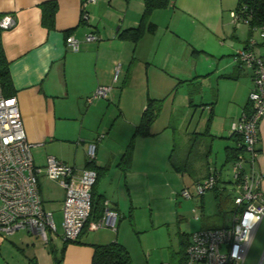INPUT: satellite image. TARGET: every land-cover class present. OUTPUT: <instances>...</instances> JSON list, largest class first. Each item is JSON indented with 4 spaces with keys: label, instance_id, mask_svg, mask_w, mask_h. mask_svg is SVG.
I'll return each instance as SVG.
<instances>
[{
    "label": "crops",
    "instance_id": "0c3cea01",
    "mask_svg": "<svg viewBox=\"0 0 264 264\" xmlns=\"http://www.w3.org/2000/svg\"><path fill=\"white\" fill-rule=\"evenodd\" d=\"M45 1L50 0H0V13H10L16 19L12 28L1 31V43L9 61L14 96L26 137L32 144L33 162L43 167L46 155H51L76 169L84 168L89 164L85 154L87 145L96 140V156L92 165L98 177L94 197L100 203L106 201L111 209L119 213V218L115 230L109 227L87 230L84 227L79 239L72 242L62 241L59 230L57 236L47 243L43 242L48 244L47 251L37 244L36 238L42 240L26 229H18L23 230L22 233H17L18 230L10 234L0 233V264H90L95 244L116 240L127 249L121 234L130 222L124 216L134 212V188L138 184V168L134 165L136 152L141 144L146 143V164L153 166L160 150L158 135L163 134V141H173L176 133L167 126H163L162 130H153L155 120L149 127L151 135L135 139L130 169L124 171L117 166L122 156L120 152L124 149L109 146L110 140L130 139L148 98L158 99L162 91H170L173 87L186 90L184 94L189 97L186 99L200 102L202 111L209 110L211 124L208 137L222 140V149L234 145L230 137V123L241 111L249 108L247 98L252 88L251 70L238 62L236 53L212 68L214 65L206 64L204 47L187 36L193 24L197 26L194 28L196 32L202 33V28H209L227 36L230 31L222 13L230 9L229 0H169L166 7L153 10L149 16L156 25L155 32L145 33L136 42L124 40L118 35L121 30L139 23L143 0H95L84 7L89 14L88 22L81 20L84 0H52L57 4L53 28L40 22V5ZM247 28H234L233 51L245 47L249 39L256 41V51L264 46V40L256 35L257 31ZM69 29V35L78 41L77 50L66 45L64 32ZM88 33H94L97 39L86 40ZM117 63L121 72L117 81H113V67ZM140 63L146 67L145 70L137 68ZM106 85L112 86L107 98L94 100L91 104L86 101L97 87ZM222 96L228 97L229 102L220 110L217 106ZM97 119L99 126L110 129L107 137L85 128ZM188 129L189 126L186 135L203 132ZM258 133L259 153L255 168L261 175L259 184L264 191V117L259 122ZM212 142L205 151L204 160L195 164L194 170L200 172L195 183L215 170L218 191L227 193L230 188L232 190V177L227 181L228 185H220V179L224 165L231 164L224 161L225 149L221 162L217 164L211 154ZM187 170L184 168L181 172ZM47 180L57 184L58 190L50 197L55 204H51L49 210L44 209L52 214L59 211L56 217L61 228L63 188L58 182ZM203 196L199 198L201 201ZM225 196L220 197L221 202L230 203L231 200ZM189 239L190 236L183 238V243L179 241L176 247L170 243L166 262L179 264L178 252ZM17 250L22 253L17 254ZM131 260L133 264L163 262H156L150 254L144 259L141 253L138 260Z\"/></svg>",
    "mask_w": 264,
    "mask_h": 264
},
{
    "label": "built area",
    "instance_id": "2783aa9c",
    "mask_svg": "<svg viewBox=\"0 0 264 264\" xmlns=\"http://www.w3.org/2000/svg\"><path fill=\"white\" fill-rule=\"evenodd\" d=\"M95 0H84L81 6V20L88 22L89 14L84 7ZM243 8V7H242ZM241 8V9H242ZM232 22L247 23L234 10ZM16 19L10 13H2L0 29L12 28ZM259 30L264 40V26ZM86 40H95L94 33L85 35ZM66 45L77 50L78 41L72 36L65 38ZM255 40L249 39L245 47L236 49L238 62L251 70V90L248 93V110L230 123L231 134L240 137L239 145L244 154L238 155L231 164V185L233 186L234 215L230 225L217 228H200L192 232L185 247L183 264H243L260 220L264 217V191L261 190V175L255 168L258 156L259 122L264 117V46L255 50ZM120 64L113 67L112 80L117 81L121 72ZM112 86H99L86 101L105 99ZM100 139V135L98 136ZM32 144L27 140L16 97H5L0 86V233L10 234L18 229H26L47 243L57 236V227L52 212L44 209L40 194L39 175L56 181L63 188L61 203L62 220L60 238L64 242L79 239L84 227L98 230L102 227L116 229L119 213L104 203L103 214L86 225L91 212V191L96 181L95 169L85 166L76 169L72 165L46 155L43 167L36 166L31 154ZM96 140L86 148L89 164L96 156ZM217 174L213 171L196 183L195 195L202 196L217 184ZM181 196L191 198L187 188ZM86 225V226H85ZM160 264H172L162 262Z\"/></svg>",
    "mask_w": 264,
    "mask_h": 264
},
{
    "label": "rangeland",
    "instance_id": "374dc122",
    "mask_svg": "<svg viewBox=\"0 0 264 264\" xmlns=\"http://www.w3.org/2000/svg\"><path fill=\"white\" fill-rule=\"evenodd\" d=\"M228 2L231 5L230 9H226L222 13L225 18L224 22L230 31L227 36L212 31L209 28H202V33L196 32L194 28L197 26L194 24L193 27H190L191 31L187 32V36L204 47L207 58L206 64L214 65L212 68L218 62V64H222L223 59L232 58L236 53V51H233L234 46L232 45L235 42V39L232 38L234 28L240 26L241 28L248 29L246 23L239 22L236 24L232 22V17L229 13L231 11L234 12L237 2L236 0H229ZM255 31H257L256 35L260 36L259 30ZM200 66H203V64H200ZM137 68L145 70L146 67H143L142 63H140ZM184 93H186V90L173 87L170 91H162V95L158 98L162 99V106L160 116L156 119L152 129L162 130V128L167 126V128L173 129L176 133L174 138H172L173 141H163V134L160 133L158 135L159 138L157 139H161V142L159 141L160 150H158L159 155L153 166L146 164L145 159L147 157H144L148 148L146 143L141 144L138 152H136L134 165L138 168L136 170L138 184L134 188V212L130 209L133 214H131L132 223L130 221L126 225L125 232L121 234V238L126 243L133 260H138L141 253V257L144 259L147 254H150L156 262L158 261L159 263L160 260L166 262L169 258L167 248L170 243L176 247L177 243L184 236H189L192 232L202 227L214 228L230 225L234 215V204L230 205L228 202L222 203V208H220V205L217 204L219 199H217L214 189L207 190L204 193L202 198L203 203L199 199L202 196L195 195L194 186L197 183H195V180L199 177L197 174L200 173L194 170L195 164H199V162L204 160L205 151H207L206 149L213 141L211 144V154L212 158L216 159L219 165L220 160L223 158L224 149L222 148L224 142L215 138L211 140L208 136L195 139L193 138L195 134H185L188 126L189 131L209 130L211 122L209 110L202 111L199 107L200 102L195 100L190 102V99H186L189 97L185 96ZM228 99V97L222 96L219 99L217 109H224L229 102ZM113 109H111L112 113L114 112ZM217 109L216 111L218 112ZM110 116L108 118H111ZM215 123L216 121L212 124L213 128L215 127ZM85 128H88L87 130L92 131L94 134H104V137H107L110 132L109 128L103 129L99 126L98 119L94 123L85 125ZM122 140L111 138L109 146H113L119 150L123 148L122 152H124V147H126L128 141ZM122 152H120L121 155L123 154ZM170 154L173 156V163L175 165L181 167L184 165V162L188 163V170L185 173L176 170L169 163ZM118 160L120 161V159ZM191 167H193V170ZM230 169L231 165H224L221 172L220 185L224 183L228 185L227 181L231 180V174L228 173ZM38 181L42 190L43 205L46 210H49L52 208L51 204H55L50 200V197L55 194L56 189L58 190V186L48 181L44 173L39 175ZM183 188L189 190L191 198L181 196ZM58 213L59 211L57 210L53 211V217L58 229L57 233L59 234V230L61 229H59L60 227L57 223L56 216ZM129 214L126 213L124 217L129 218ZM22 231L18 230L17 233H22ZM36 240L38 241V245H41L46 251L48 250V244H44L37 238ZM249 246L243 264H264V217L260 220ZM22 248H25V246H22ZM16 253L21 254L22 251L17 250Z\"/></svg>",
    "mask_w": 264,
    "mask_h": 264
},
{
    "label": "trees",
    "instance_id": "16d2710c",
    "mask_svg": "<svg viewBox=\"0 0 264 264\" xmlns=\"http://www.w3.org/2000/svg\"><path fill=\"white\" fill-rule=\"evenodd\" d=\"M144 2V8L142 15L139 20V23L135 27L126 28L124 30H121L119 33V37L125 39L132 40L136 42L138 39H140L145 33H154L156 25L150 20V15L153 10L158 8L166 7L169 0H143ZM236 8L235 11L238 12V14L241 16L242 19H246L247 23L246 26L250 28V30H253V27H262L264 26V0H236ZM41 10V20L40 22L47 26L48 28H53L54 26V16L57 8V4L55 1H45L40 5ZM243 7V8H242ZM242 8V9H241ZM0 13V17H1ZM1 29H0V86L2 93L5 97H10L14 95V87L11 80V75L9 71V61L4 55L3 47L1 43ZM69 30H66L65 36H69ZM65 37V38H66ZM262 39V38H261ZM256 42V41H255ZM264 43V42H262ZM256 45V43H255ZM162 99H156V98H148L146 103V107L143 110L142 114L140 115V121L137 124L136 127H134V131L128 140V143L125 147V151L122 152V156L120 158V161L117 166H120L122 170L126 171L130 169V163L133 158V151L135 147V139L137 137H146L151 135L150 132L151 125L153 122L157 119L159 116L158 114L161 111L162 106ZM208 129H206L203 132H196L193 133L195 139L202 136H209V133L207 132ZM230 137L233 138L234 145L233 146H226L225 149V162L232 164L234 160L237 159L238 155L244 154V148H242V145L240 143V137L236 136L234 134H231ZM259 151V148H258ZM172 154L169 156V163L178 171H181L184 168H187L188 163L184 162L183 166H177L173 163ZM87 167H91L95 169L98 177V172L95 167H93L92 164H88ZM213 174H217L216 171H213ZM97 177L95 178L97 182ZM218 178V174H217ZM92 187L91 191V212L88 215V219L86 222V225L88 222L92 220H97L96 218L103 214L104 209V203H100L101 201H97L94 197V186ZM218 184V179H217ZM216 184V185H217ZM214 185L212 189H214L217 199H219V202L217 203L220 205V208H222V200L221 196H225L226 198H229L230 205L233 204V186L232 190L230 188V192L224 193L223 191H218L217 186ZM102 205V207H101ZM235 206V205H234ZM236 208V207H235ZM129 214V213H128ZM101 217V216H100ZM99 217V218H100ZM129 219L132 223V216L129 214ZM85 225V226H86ZM217 228V227H214ZM84 230V229H83ZM192 234V233H191ZM184 235V234H183ZM187 239V236L184 237ZM183 239L180 240V243H183ZM187 241V240H186ZM188 243V242H186ZM184 243V246L181 248V250L178 252L179 255V264H183V259H185V247L187 244ZM90 264H133L131 257L129 255V252L127 251L126 247L121 244L118 241H113L110 243L105 244H95L94 245V251L91 259Z\"/></svg>",
    "mask_w": 264,
    "mask_h": 264
}]
</instances>
